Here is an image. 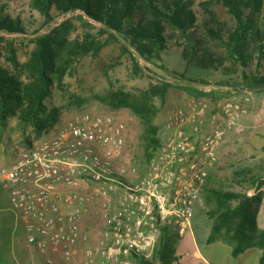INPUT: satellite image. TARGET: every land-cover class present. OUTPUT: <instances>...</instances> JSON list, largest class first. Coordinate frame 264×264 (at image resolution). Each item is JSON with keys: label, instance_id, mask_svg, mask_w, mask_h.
<instances>
[{"label": "built area", "instance_id": "1", "mask_svg": "<svg viewBox=\"0 0 264 264\" xmlns=\"http://www.w3.org/2000/svg\"><path fill=\"white\" fill-rule=\"evenodd\" d=\"M239 113L232 100L212 116L203 101L169 110L165 138L141 167L129 155L125 120L80 111L56 136L1 165L0 185L43 264H133L152 256L164 225L181 234L190 225ZM91 215L97 231L82 226Z\"/></svg>", "mask_w": 264, "mask_h": 264}, {"label": "trees", "instance_id": "2", "mask_svg": "<svg viewBox=\"0 0 264 264\" xmlns=\"http://www.w3.org/2000/svg\"><path fill=\"white\" fill-rule=\"evenodd\" d=\"M214 3L221 4L234 23L224 27L216 14L207 8L208 17L203 22L205 36L201 39L193 0H30L31 8L45 17L46 23L55 14L71 13L77 15L85 26L99 24V33L107 34L110 39L96 38L90 31L71 38L72 17H67L49 32L33 39L35 48L29 59L22 63L12 42L3 44L5 37L2 33H25V25L20 17L6 12L0 0V127H4L10 117H15L24 131L31 127L37 138L42 137L59 119V108L47 104L55 85L62 83L73 63L85 55H99L111 40L122 43L123 52L130 55L132 70L136 75L144 73L140 59L165 69L159 61H162V53L171 44L181 50L187 64L218 69L222 61L212 51V41L224 47L231 60L247 67L249 51L253 46L257 47L259 53L264 52V0L203 1L206 7ZM3 56L9 65L1 60ZM165 70L177 85L193 95L218 98L212 91L204 92L184 85V74ZM170 86L171 83H162L137 95L113 89L100 98L113 108H129L139 117L144 127L140 137L143 146L141 164L147 162L161 144L154 123L158 109L153 98L164 95ZM241 88L264 90V74L244 73ZM255 183L256 191L252 195L212 189L216 206L207 212L212 219L207 242H228L233 256L247 249H261L258 264H264V228L258 225L263 200L260 188L264 179H256ZM172 225L175 224L170 222L162 227L150 258L135 261L154 264L156 260L159 264H170L168 254L172 253L171 245L180 234V228L177 226L178 230L174 231Z\"/></svg>", "mask_w": 264, "mask_h": 264}, {"label": "rangeland", "instance_id": "3", "mask_svg": "<svg viewBox=\"0 0 264 264\" xmlns=\"http://www.w3.org/2000/svg\"><path fill=\"white\" fill-rule=\"evenodd\" d=\"M193 1L200 26L198 35L201 39H204L205 36L203 22L208 17L206 16L208 15L207 8L208 11H213L216 14L218 21L224 27L233 25L232 16L221 4L214 3L206 7L203 5L204 0ZM1 3L5 6L6 12L14 17H20L25 25V33H2L5 37L3 44L7 41L12 42L16 48L18 59L22 63L29 59L32 50L35 48L33 39L40 34L49 32L67 17H72L71 38L82 36L86 31H90L96 38L103 40L109 38L107 34L99 33V24L85 26L77 15L71 13L55 14V17L46 23L45 17L31 8L30 0H1ZM211 45L212 51L222 61V65L218 69L187 64L181 50L175 44H171L169 49L162 53V61L159 63L163 64L165 69L184 74L186 77V80H183L184 85L192 86L204 92L212 91L213 95L218 97L217 99H211L207 95L195 96L182 89L169 72L144 59H140L144 73L136 75L132 70L130 55L123 52L122 43L111 40L102 48L99 55H85L73 63L62 83L53 88L52 96L47 100V104L59 108V119L55 126L45 132L42 137L37 138L31 127L24 131L17 118L10 117L7 124L0 127V154L6 158L5 161L16 160L22 149L53 138L64 129L72 115L80 111H88L95 114H114L128 123V141L131 144L129 155H133L135 164L141 165L143 146L140 137L144 127L139 117L129 108H113L100 98L113 89H122L132 95H137L149 90L152 86L166 82L171 83L164 95H157L153 98V103L158 109L154 123L158 128V138L161 142L166 134L164 131L165 117L171 109H186L193 101H203L207 104L208 113L212 116L218 112L222 103L233 100L232 95L237 96L240 93H245L241 95L251 100L252 96L255 95L249 89L244 91L246 88H241L242 77L244 73L264 74V52L263 54L259 53L257 47L253 46L249 51L248 66L244 67L240 62L231 60L224 47L218 46L215 41H212ZM1 60L5 65H9L4 56L1 57ZM258 96L263 97L259 93L256 97ZM225 138L218 148V160L210 170L207 184L197 206L207 215V212L215 209L216 206V200L211 193L212 189L246 193L248 189L255 187V180L260 176V173H264L259 168L261 163L247 151L243 153V149L235 163L227 159ZM86 221L90 228H93V231H97L100 227V219L96 215H91ZM172 229L177 231V225H172ZM178 237L179 234L175 239ZM176 248L177 246L173 243L171 245L172 253L168 254L170 264L198 263L190 251L183 249L178 252ZM210 248L209 244L203 248V252L207 256H209ZM138 261H134L133 264H141ZM56 263L63 264V261L57 259ZM0 264H43V257L27 242L25 228L19 220L18 211L10 203L8 191L1 185ZM154 264H159V262L154 260Z\"/></svg>", "mask_w": 264, "mask_h": 264}, {"label": "crops", "instance_id": "4", "mask_svg": "<svg viewBox=\"0 0 264 264\" xmlns=\"http://www.w3.org/2000/svg\"><path fill=\"white\" fill-rule=\"evenodd\" d=\"M258 93L263 97H256ZM241 94L245 93H240L237 96L232 95L233 105L240 108L239 128L228 132L225 136L227 159L235 163L243 149V153L247 151L261 163L259 168L264 172V90L252 91L255 96H252L251 100L244 98ZM2 155L0 154V165L12 164L15 161H5L6 158ZM234 178L236 179V176ZM259 178L264 179V173L261 172L257 179ZM255 189L256 183L255 187L248 189L246 193L252 195L255 193ZM260 190L263 191V200L258 213V225L260 228H264V184ZM82 226L85 229L90 227L86 219ZM211 227L212 219L204 211L196 208L190 225L174 241L178 252L187 249L191 252L194 260L198 261L197 264H258L262 254L261 249H247L243 253L233 256L231 245L228 242L217 240L208 243ZM206 244L211 246L209 256L203 252Z\"/></svg>", "mask_w": 264, "mask_h": 264}]
</instances>
